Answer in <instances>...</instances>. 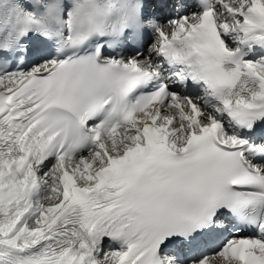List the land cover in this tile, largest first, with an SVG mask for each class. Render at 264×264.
Listing matches in <instances>:
<instances>
[{
    "label": "snow or ice",
    "instance_id": "1",
    "mask_svg": "<svg viewBox=\"0 0 264 264\" xmlns=\"http://www.w3.org/2000/svg\"><path fill=\"white\" fill-rule=\"evenodd\" d=\"M0 264H264V0H0Z\"/></svg>",
    "mask_w": 264,
    "mask_h": 264
}]
</instances>
